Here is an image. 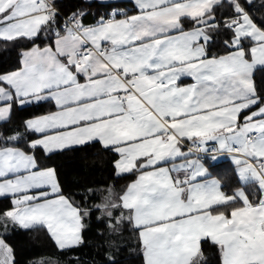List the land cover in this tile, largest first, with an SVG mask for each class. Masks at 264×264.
Returning a JSON list of instances; mask_svg holds the SVG:
<instances>
[{
  "label": "snow or ice",
  "instance_id": "6c2138e0",
  "mask_svg": "<svg viewBox=\"0 0 264 264\" xmlns=\"http://www.w3.org/2000/svg\"><path fill=\"white\" fill-rule=\"evenodd\" d=\"M135 6V15L88 26L84 13H74L60 28L55 0H0V43L55 31L49 45L22 53L18 70L0 74V121L17 105H55L25 121L35 136L27 148L19 133L0 136V197L10 199L0 226L44 229L60 250L81 244L93 209L64 195L35 151L48 156L98 142L115 154L116 176L134 179L95 210L111 227L131 225L144 264H203L205 242L218 249L220 264H264V97L252 79L264 66V24L241 0ZM219 9L227 11L218 17ZM221 31L229 34L225 54L209 56L212 33ZM194 152L213 153V166L220 163L215 154H231L256 199L224 192ZM0 264H14L4 238Z\"/></svg>",
  "mask_w": 264,
  "mask_h": 264
},
{
  "label": "trees",
  "instance_id": "16d2710c",
  "mask_svg": "<svg viewBox=\"0 0 264 264\" xmlns=\"http://www.w3.org/2000/svg\"><path fill=\"white\" fill-rule=\"evenodd\" d=\"M62 17L69 18L74 13H84L83 23L96 22L101 17L108 18L113 6L128 5L126 2L99 3L86 0L55 1ZM246 11L258 24H264V0H241ZM130 5V4H129ZM219 9L217 16L225 13ZM134 10L128 11L133 13ZM57 16L61 28L63 19ZM188 22H185V28ZM55 28V26H54ZM212 42L208 48L209 56L225 54L224 40L229 34L221 31L212 33ZM55 38V31L41 32L34 41L20 40L15 43H0V74L18 70L21 67L22 53L32 46L45 47ZM253 83L258 94L264 97V68H256ZM50 102L15 106L10 118L0 121V136L8 137L19 133L20 146L27 148L29 138H35L25 131V121L45 114L53 109ZM35 156L42 168H53L57 175L61 191L81 207L93 209L84 220L82 243L71 249L60 250L44 229H27L8 226L5 231L0 226V238H4L13 249L14 264H144L138 234L131 225L122 224L111 227L109 218L95 210V205L103 202L109 191L119 195L134 179L131 174L116 176L114 170L115 154L103 149L99 143L66 149L45 156L42 150H36ZM210 176L218 177L223 190L228 194L244 188L251 199L255 200L258 192L252 185L242 186L234 173V166L228 160L219 166H209ZM10 199L0 198V209L7 208ZM114 223V220H113ZM203 264H220L218 249L210 242L202 245Z\"/></svg>",
  "mask_w": 264,
  "mask_h": 264
},
{
  "label": "crops",
  "instance_id": "0c3cea01",
  "mask_svg": "<svg viewBox=\"0 0 264 264\" xmlns=\"http://www.w3.org/2000/svg\"><path fill=\"white\" fill-rule=\"evenodd\" d=\"M86 1H96V2H99V3H116V2L122 3V2H126V3H129L130 4V5L128 4L126 6H124V5L113 6V8L109 12L108 18L101 17V18H104V19H111L113 17H115L116 19H123L126 16H131V15L137 14V11H138V9L135 6V0H86ZM130 10H134V12L133 13H128V11H130ZM96 22H88V23H84V25H86V26H88V25H94ZM54 39H53V41H54ZM256 68H264V66L257 65L255 67V69ZM254 70H253V73H254ZM11 72H13V71H11ZM8 73H10V72H8ZM252 79H253V74H252ZM190 82L191 81L189 79H185V83H190ZM41 102L44 103V102H50V101H41ZM41 102H38V103H41ZM50 103H52V105L54 107L51 111H54L55 110L54 102H50ZM31 104H34V103H31ZM27 105H29V104H27ZM24 106H26V105H24ZM48 113H45V114H48ZM45 114H42V115H45ZM39 116H41V115H39ZM30 119H32V118H30ZM92 143H98V142H89V143L84 144V145H88V144H92ZM84 145H74V146H72L70 148H67V149H71V148H75V147H81V146H84ZM208 147H212V145L209 144ZM64 150H66V149H64ZM57 152H60V151H57ZM212 155H214V154L213 153H207V156L201 158V160L205 163V166L207 167V171H208L207 179L218 181L219 184L221 185V188H222V182H221V180L218 177H216V176H210L211 172H210L209 166L210 165H213V162L211 160H209L208 157H210ZM215 155H217V159L219 160V162L224 161V160H228V161H230L231 164H233V166H234V173L236 175V178H237L238 182L242 186H245V184L242 181H240V179H239L238 170H237L236 165L232 162L231 154L225 152V153H218V154H215ZM193 158H195V157L193 156ZM222 190H223V188H222ZM238 190H244V188H239ZM0 198H4V197H0ZM24 230H27V229H24Z\"/></svg>",
  "mask_w": 264,
  "mask_h": 264
},
{
  "label": "built area",
  "instance_id": "2783aa9c",
  "mask_svg": "<svg viewBox=\"0 0 264 264\" xmlns=\"http://www.w3.org/2000/svg\"><path fill=\"white\" fill-rule=\"evenodd\" d=\"M55 1H57V0H55ZM57 13H58L57 16H61V17H62L61 12H60V10L58 9V7H57ZM62 19H63V23H62V25H61V28H63V25H64V23L67 21L68 18H64V17H62ZM189 144H190V142H189ZM188 146H189V145H185V150H186V151L188 150ZM196 156H199V157L203 158V157L207 156V154H205V153H203V152H201V153H195V152H194V157H196Z\"/></svg>",
  "mask_w": 264,
  "mask_h": 264
}]
</instances>
